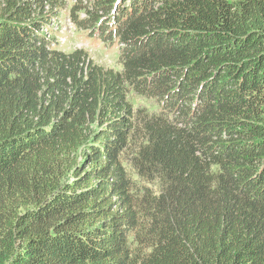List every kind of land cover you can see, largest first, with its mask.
Listing matches in <instances>:
<instances>
[{
    "label": "trees",
    "instance_id": "trees-1",
    "mask_svg": "<svg viewBox=\"0 0 264 264\" xmlns=\"http://www.w3.org/2000/svg\"><path fill=\"white\" fill-rule=\"evenodd\" d=\"M0 264H264V0H0Z\"/></svg>",
    "mask_w": 264,
    "mask_h": 264
},
{
    "label": "rangeland",
    "instance_id": "rangeland-1",
    "mask_svg": "<svg viewBox=\"0 0 264 264\" xmlns=\"http://www.w3.org/2000/svg\"><path fill=\"white\" fill-rule=\"evenodd\" d=\"M68 8L72 7L76 0H65ZM84 16V15H83ZM53 30L58 44V49L65 54H72L77 51L83 52L88 61L104 70H113L117 73L122 72L123 65L119 57L120 49L114 46H108L100 41L91 39L87 32L76 29L66 17H62L59 22H53L49 27ZM46 33V30L44 31ZM57 47V46H56ZM130 100L136 108H146L148 112H154L156 109L151 100L142 99L131 94Z\"/></svg>",
    "mask_w": 264,
    "mask_h": 264
},
{
    "label": "built area",
    "instance_id": "built-area-1",
    "mask_svg": "<svg viewBox=\"0 0 264 264\" xmlns=\"http://www.w3.org/2000/svg\"><path fill=\"white\" fill-rule=\"evenodd\" d=\"M47 29H48V28H46V29H45V30H46V32H47Z\"/></svg>",
    "mask_w": 264,
    "mask_h": 264
}]
</instances>
